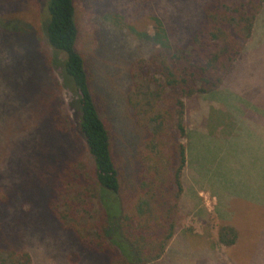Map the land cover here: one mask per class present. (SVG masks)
I'll return each instance as SVG.
<instances>
[{
	"label": "rangeland",
	"instance_id": "1",
	"mask_svg": "<svg viewBox=\"0 0 264 264\" xmlns=\"http://www.w3.org/2000/svg\"><path fill=\"white\" fill-rule=\"evenodd\" d=\"M157 1L169 45L177 46L203 21L212 0H76L78 48L89 59L95 93L106 102L103 118L116 133L124 181L133 177L142 136L127 108L129 68L155 49L148 38L157 34L152 22ZM45 4L0 0V66L12 67L0 75V172L13 176L12 170L21 166L48 180L56 171L53 206L66 216L67 226L73 224V211L86 227L82 244L58 220L42 217L40 209L48 203L24 201L23 211L36 208L41 219L23 230L32 264H113L115 248L99 237L104 212L93 161L76 127L73 98L62 87L44 37ZM22 62L26 67L15 72ZM185 106L187 164L180 228L153 264H264V8L222 87L186 100ZM222 226L237 230L235 245L220 244Z\"/></svg>",
	"mask_w": 264,
	"mask_h": 264
},
{
	"label": "trees",
	"instance_id": "2",
	"mask_svg": "<svg viewBox=\"0 0 264 264\" xmlns=\"http://www.w3.org/2000/svg\"><path fill=\"white\" fill-rule=\"evenodd\" d=\"M136 1L149 4L151 0ZM159 2L152 17L157 34L148 38L155 49L147 58L132 61L129 68L132 91L127 108L142 136L133 177L124 181L117 136L103 118L106 102L95 93L89 59L78 48L81 30L76 0H45L44 37L62 87L73 98L76 127L93 161L97 200L104 212L99 237L107 238L115 248L118 257L113 264H153L165 254L180 228L179 200L187 164L182 143L187 136L185 102L222 87L252 39L264 8V0H212L205 6L203 21L194 26L185 42L172 46L164 20L157 17L161 15ZM10 53L14 55L12 50ZM23 66V62L18 64L15 72ZM0 67V75L12 70L11 65ZM44 122L50 123L48 117ZM21 168L12 170L13 176L0 172V264H32L23 230L35 226L40 216L36 208L23 211L24 201L41 206L48 203V208L40 209L42 217L58 220L86 244L81 216L70 211L73 224L67 226L66 216L53 206L56 189L51 180L57 172L41 180ZM6 176L12 178L11 183ZM237 239L234 227L219 229L221 245L231 247Z\"/></svg>",
	"mask_w": 264,
	"mask_h": 264
}]
</instances>
